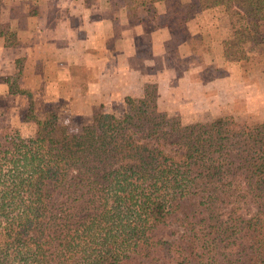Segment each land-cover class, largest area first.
<instances>
[{
  "label": "trees",
  "instance_id": "trees-1",
  "mask_svg": "<svg viewBox=\"0 0 264 264\" xmlns=\"http://www.w3.org/2000/svg\"><path fill=\"white\" fill-rule=\"evenodd\" d=\"M109 1L137 23L164 0ZM208 2L229 19L225 59L248 60L264 0ZM1 13L2 0L0 38L16 47ZM10 92L28 96L40 146L0 125V264H264V122L183 124L126 97L123 114L95 112L69 134L57 112L35 116L27 90Z\"/></svg>",
  "mask_w": 264,
  "mask_h": 264
},
{
  "label": "rangeland",
  "instance_id": "rangeland-1",
  "mask_svg": "<svg viewBox=\"0 0 264 264\" xmlns=\"http://www.w3.org/2000/svg\"><path fill=\"white\" fill-rule=\"evenodd\" d=\"M166 2L171 6L181 4L178 10L172 7L175 12L171 18L178 34L170 54L173 65H177L178 50L175 47L186 37L183 27L178 26V23L196 12H205L202 19L208 21V24L204 26L206 27L205 33L208 37L206 42L208 44H212L210 41L212 32L208 33L210 31L208 27L214 28L215 25L217 26L218 31L215 33V37L219 35V39L221 35L226 36L217 48L224 56L227 49L229 19L222 8H211L208 0H199L200 7H197L193 0H167ZM68 3H72L74 6L73 18L76 19L75 22L81 21V23L85 20L89 21L88 17H83L87 14V11H90L92 15L99 14L102 16L105 14L103 17L110 19L116 13H119L118 10L121 9L117 6L119 3L114 5L115 1L108 2V0H2L1 18L3 21L9 22L12 28L16 30L19 45L8 47L6 41L0 38V125L4 128L6 139L21 141L28 148L40 146V143L34 139V122L25 120L28 96L12 93L10 89L13 91L27 90L32 95L34 114L38 118H42L48 111L57 112L59 123L67 126L69 134H79L83 126L92 122L95 112L101 111L121 115L127 108L124 100L107 98L100 107L92 109L90 117L75 114L73 110H76V107L72 109L68 106L74 98V93L69 91V83L63 84L58 81V76L52 75L55 72L52 65L45 70L48 72L45 78L50 80L52 90L45 96L42 92L35 91L44 88V75L42 76L43 70L37 67L39 65L37 51L40 50L37 47L38 40L33 37L30 39V34L27 31L40 18L41 13H44L46 18L52 20L55 25L58 24L64 19L65 14L63 12ZM191 3L194 5L193 7L186 6ZM141 17L144 20H149L151 17L156 24L162 22V19H157L159 16L156 14L149 16L147 13H141ZM129 22L134 24L130 20ZM76 26L80 27L79 24ZM78 30V35L81 37L83 30ZM212 30L214 31V29ZM260 31L263 42L256 44L247 42L249 48L248 60L230 65L231 68L234 66L235 78L229 77V73L232 74L233 71L229 72L225 67L215 68L214 62H209L214 55L217 57V52L213 55L211 50H214V45L211 48L210 45L205 43V45H208V52L211 56L208 58L207 63L209 64H204L205 73L203 77L197 81H203V89L200 86V88L195 86L196 90L194 89L189 93V97H194V100H188L186 97H182V94L176 95V100L169 98L167 95H158L155 84H148L142 97L147 96V99L156 103L160 110L167 112L169 116L178 117L183 124L209 123L221 116H231L236 120L250 123L264 122V22L260 23ZM32 34L34 33L32 32ZM6 51L9 53L6 54ZM51 62H53L52 59ZM75 75L78 81L86 79L85 68L76 69ZM217 78L223 79V83L213 82ZM77 94L76 99L79 98ZM68 97H70V100H68ZM78 103L80 102L76 103L77 106ZM78 110L79 108L76 112ZM162 238L172 240L173 236L170 235L168 230H165L162 233Z\"/></svg>",
  "mask_w": 264,
  "mask_h": 264
},
{
  "label": "crops",
  "instance_id": "crops-1",
  "mask_svg": "<svg viewBox=\"0 0 264 264\" xmlns=\"http://www.w3.org/2000/svg\"><path fill=\"white\" fill-rule=\"evenodd\" d=\"M166 1L154 5V12L159 16L157 19H162L157 24L151 17L130 24L124 8L110 19L103 17L105 14L92 15L87 11L83 17H88L89 21L75 22L72 3L66 5L64 19L56 25L41 13L40 18L27 31L30 39L33 37L38 40L37 47L40 50L37 51V67L43 70L44 75V88L35 91L45 96L52 90L50 80L45 78L48 73L45 70L52 65L55 71L52 75L58 76V81L63 84L69 83V91L74 93V98L68 106L72 109L76 107V110L79 108L73 112L80 116L90 117L92 109L100 107L107 98L119 101L127 96L140 98L148 84L156 85L158 95H167L176 100L175 96L182 94V97L194 100V97H189V93L196 90L197 86L202 89L204 87L202 80L197 81L205 73L204 64H209L207 62L211 55L208 45L211 48L214 45V50H211L213 55L217 52V57L214 55L209 62L213 61L215 68L225 67L229 72L233 71L229 77L235 78L234 66L230 67L235 63L226 61L217 49L226 36L221 35L220 39L219 35L215 37L218 31L216 25L214 28L208 27V33L212 32V44L206 42L208 37L204 26L208 21L202 19L205 12H196L178 23V26L183 27L186 37L175 47L178 50L177 65L172 64L170 54L175 38L178 37L171 18L175 12L172 7L178 10L180 6L168 5ZM78 24L80 27L76 26ZM78 29L83 30L81 37ZM78 68H85L86 79H76L75 71ZM213 82L223 83V79L217 78ZM76 94L79 97L77 99ZM77 102H80L78 106Z\"/></svg>",
  "mask_w": 264,
  "mask_h": 264
}]
</instances>
